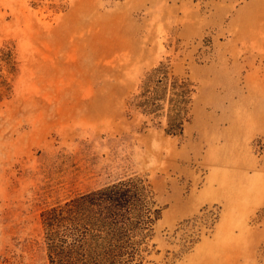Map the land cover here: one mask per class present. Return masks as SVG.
<instances>
[{"label":"rangeland","instance_id":"obj_1","mask_svg":"<svg viewBox=\"0 0 264 264\" xmlns=\"http://www.w3.org/2000/svg\"><path fill=\"white\" fill-rule=\"evenodd\" d=\"M5 48L0 264H50L42 212L133 175L164 209L145 264H264V0H0ZM162 61L196 89L183 136L131 105Z\"/></svg>","mask_w":264,"mask_h":264},{"label":"trees","instance_id":"obj_2","mask_svg":"<svg viewBox=\"0 0 264 264\" xmlns=\"http://www.w3.org/2000/svg\"><path fill=\"white\" fill-rule=\"evenodd\" d=\"M17 66L13 49L0 51V105L13 96ZM195 93L189 78L177 76L162 61L145 75L131 105L167 135L183 136ZM145 124L149 126L148 121ZM163 210L151 183L140 175L47 208L41 217L50 264H145L156 250V226ZM217 219L209 212L205 224L213 228ZM193 221L192 228L197 223ZM190 223L187 221L184 230ZM198 232L188 234L183 250L189 251L200 240L201 230Z\"/></svg>","mask_w":264,"mask_h":264}]
</instances>
